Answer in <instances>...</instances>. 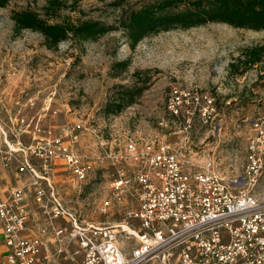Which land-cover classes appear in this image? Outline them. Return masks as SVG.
I'll list each match as a JSON object with an SVG mask.
<instances>
[{"label": "rangeland", "instance_id": "1", "mask_svg": "<svg viewBox=\"0 0 264 264\" xmlns=\"http://www.w3.org/2000/svg\"><path fill=\"white\" fill-rule=\"evenodd\" d=\"M154 1L60 0L56 10L46 8L50 0H9L0 7V147L27 150L35 136L48 135L90 158L99 154L101 140L157 136L183 148L197 165L212 161L218 173L242 184L257 134L253 124L264 121V53L256 64L242 60L247 49L264 45V30L209 22L161 31L134 49L121 29L95 41L69 37L57 49L40 32L14 30L13 15L23 10L50 22L119 26L126 11ZM176 95L182 100L177 113ZM119 103L121 111L107 112L109 104ZM262 156L264 161V151ZM27 158L38 163L23 150L10 160L0 154L2 181L31 183L32 174L22 169ZM60 167L49 175L83 219L121 221L118 214L100 213L113 178L106 161L97 162L83 182ZM252 191L264 202V168Z\"/></svg>", "mask_w": 264, "mask_h": 264}, {"label": "built area", "instance_id": "2", "mask_svg": "<svg viewBox=\"0 0 264 264\" xmlns=\"http://www.w3.org/2000/svg\"><path fill=\"white\" fill-rule=\"evenodd\" d=\"M181 102L176 95V113ZM253 129L242 184L157 136L101 140L90 158L60 137L35 136L19 148L38 161L22 163L31 184L0 196L5 263L264 264V202L252 191L264 168V121ZM19 150L0 154L10 160ZM59 161L81 182L106 161L113 178L100 213L121 221H87L71 208L49 175Z\"/></svg>", "mask_w": 264, "mask_h": 264}, {"label": "trees", "instance_id": "3", "mask_svg": "<svg viewBox=\"0 0 264 264\" xmlns=\"http://www.w3.org/2000/svg\"><path fill=\"white\" fill-rule=\"evenodd\" d=\"M9 0H0L5 7ZM60 0H50L47 9H59ZM15 33L31 29L45 36L46 45L57 49L69 37L76 41H95L101 36L121 29L127 43L134 49L145 38L174 28H190L209 22L227 23L235 28L264 30V0H156L140 8L126 11L119 26L98 20L78 23L50 22L34 10L15 12ZM264 45L245 51L242 62L248 66L262 60ZM128 61L120 63L122 67ZM114 107H117L116 109ZM124 105L109 104L107 112L118 113Z\"/></svg>", "mask_w": 264, "mask_h": 264}, {"label": "crops", "instance_id": "4", "mask_svg": "<svg viewBox=\"0 0 264 264\" xmlns=\"http://www.w3.org/2000/svg\"><path fill=\"white\" fill-rule=\"evenodd\" d=\"M57 164L60 165V166H62L59 169L62 168V170H66L67 171V168L64 167L65 165H64V163L62 161L59 162V163H57ZM57 164L55 165L56 167H57ZM2 171L3 172L6 171L5 168L4 169L2 168V170H0V196H7V195L10 194V192L12 190H14L16 188H19V187H23V186H28V185L31 184V183H29V179L28 180L26 179L25 182L24 181H21L20 183H18L16 185H10L9 183H4L2 181V179H1V177L5 176L4 175L5 173L3 174ZM56 183H57V186H59L58 185L59 182L56 181ZM8 250L9 249H8L6 243H5L3 227H2V224L0 223V264H6L5 262H6V255L8 253Z\"/></svg>", "mask_w": 264, "mask_h": 264}]
</instances>
